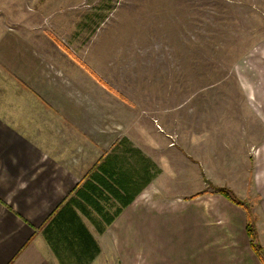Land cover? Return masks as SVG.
<instances>
[{"label": "rangeland", "instance_id": "374dc122", "mask_svg": "<svg viewBox=\"0 0 264 264\" xmlns=\"http://www.w3.org/2000/svg\"><path fill=\"white\" fill-rule=\"evenodd\" d=\"M2 44L5 57L52 60L54 87L89 89L117 137L124 124L170 138L186 156L181 187L194 169L185 196L220 212L227 187L255 214L236 188L250 189L264 143V0H0Z\"/></svg>", "mask_w": 264, "mask_h": 264}, {"label": "crops", "instance_id": "0c3cea01", "mask_svg": "<svg viewBox=\"0 0 264 264\" xmlns=\"http://www.w3.org/2000/svg\"><path fill=\"white\" fill-rule=\"evenodd\" d=\"M0 49V264H264V143L250 189L236 188L252 194L244 202L255 214L223 195L214 212L212 199L185 196L190 179L195 190L194 169L181 187L174 174L186 156L170 138L131 137L122 123L117 137L110 107L80 96L89 89L53 86L52 60L36 65L35 55L14 59ZM122 138L155 174L107 223L75 192L104 172L105 158L129 155L114 149Z\"/></svg>", "mask_w": 264, "mask_h": 264}, {"label": "trees", "instance_id": "16d2710c", "mask_svg": "<svg viewBox=\"0 0 264 264\" xmlns=\"http://www.w3.org/2000/svg\"><path fill=\"white\" fill-rule=\"evenodd\" d=\"M114 149L116 152L129 151V155L123 156L116 153L113 159L110 157L105 158L99 165L104 172L90 174V178L84 182L82 187L77 188L75 192L78 196L88 201L107 223L114 219L123 206L133 201L135 196L155 174L151 171V168H155V164L150 159L140 160L139 148L134 146L127 138H122ZM132 158L138 160L137 166L133 162H129V159ZM111 160L112 162H110ZM217 190L230 201L242 204L243 201L227 187H218ZM111 197H114L121 204L116 207L114 213L109 210L112 205H108V200H112ZM98 198L100 200L104 199V202H100ZM73 200V196L69 198V201ZM251 234L253 233L251 232ZM252 242L254 247L261 251L262 247L255 242L254 234Z\"/></svg>", "mask_w": 264, "mask_h": 264}]
</instances>
